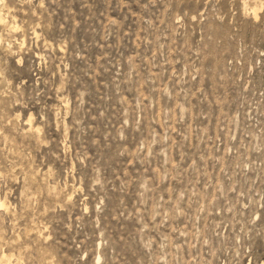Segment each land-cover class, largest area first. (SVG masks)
<instances>
[{
	"label": "rangeland",
	"instance_id": "obj_1",
	"mask_svg": "<svg viewBox=\"0 0 264 264\" xmlns=\"http://www.w3.org/2000/svg\"><path fill=\"white\" fill-rule=\"evenodd\" d=\"M0 9V256L264 264V0Z\"/></svg>",
	"mask_w": 264,
	"mask_h": 264
},
{
	"label": "bare ground",
	"instance_id": "obj_2",
	"mask_svg": "<svg viewBox=\"0 0 264 264\" xmlns=\"http://www.w3.org/2000/svg\"><path fill=\"white\" fill-rule=\"evenodd\" d=\"M256 3V2H255ZM262 3H260V5H257V4H253L252 6H249L248 4H244V8L246 10H251L254 18H257L258 15H259V12H260V9L262 7L261 5ZM3 22V15L1 13V9H0V23ZM9 22V21H8ZM29 127L32 128V124L29 123ZM1 206H4V202L3 201H0V207ZM0 264H11L10 260L8 259V256L5 255V254H2L0 256Z\"/></svg>",
	"mask_w": 264,
	"mask_h": 264
}]
</instances>
